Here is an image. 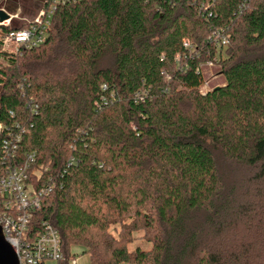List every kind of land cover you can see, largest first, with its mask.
<instances>
[{
    "label": "trees",
    "instance_id": "trees-1",
    "mask_svg": "<svg viewBox=\"0 0 264 264\" xmlns=\"http://www.w3.org/2000/svg\"><path fill=\"white\" fill-rule=\"evenodd\" d=\"M225 28L226 56L207 43ZM208 61L225 84L201 93ZM0 123L25 127L20 156L58 184L31 225L58 231L56 264L77 247L90 264H264V0L61 7L43 45L9 56L0 42ZM138 232L150 250H129Z\"/></svg>",
    "mask_w": 264,
    "mask_h": 264
},
{
    "label": "built area",
    "instance_id": "built-area-1",
    "mask_svg": "<svg viewBox=\"0 0 264 264\" xmlns=\"http://www.w3.org/2000/svg\"><path fill=\"white\" fill-rule=\"evenodd\" d=\"M82 1L85 0H44L36 16L26 21L23 29L12 31L0 38L2 51L9 56H18L26 50L43 45L49 37L59 8ZM212 7L213 3L202 2L198 6L199 15L210 17ZM12 20H19V16L10 15V19L0 26L9 27ZM207 43L219 49H228L229 30L225 28L212 31ZM183 47L191 56H198L188 40L183 41ZM177 60L180 61V58L177 57ZM204 64L208 67L216 66L215 61ZM202 66L203 64L197 68V72L201 74ZM211 90L213 89L209 88L208 82H203L201 93ZM26 106L30 113H37L38 107L32 102H28ZM11 115L14 116L13 113ZM24 132L25 127L19 123L12 126L0 123V228L5 240L13 247L19 264L58 262L64 259L58 231L47 222L35 236L31 228L36 214L43 210L44 201L55 191L58 184L48 169L36 166V152L20 156L19 148ZM71 264H77V261L74 260Z\"/></svg>",
    "mask_w": 264,
    "mask_h": 264
},
{
    "label": "rangeland",
    "instance_id": "rangeland-1",
    "mask_svg": "<svg viewBox=\"0 0 264 264\" xmlns=\"http://www.w3.org/2000/svg\"><path fill=\"white\" fill-rule=\"evenodd\" d=\"M23 1V2H22ZM19 1L20 4V9L16 15L19 16V21L25 23L28 20H31L30 17L27 15H23V7L25 6H30L31 9L37 10L41 7V4L43 0H22ZM27 1L26 3H24ZM1 10V9H0ZM4 10V7H3ZM5 12L8 15L9 14L6 10ZM227 50H224V56H226ZM202 76H203V82H208L209 88H216L219 86H222L225 84V79L223 75L221 74V68L219 66H214V67H208L206 64H203L202 66ZM143 233L138 232L135 234V241L129 245V250H135L137 248H140L144 251H148L151 249V244H149L144 238H143ZM73 253L76 254V260L85 258V260H89L88 256L83 254V250L81 248H73ZM46 264H56L54 261H48Z\"/></svg>",
    "mask_w": 264,
    "mask_h": 264
},
{
    "label": "water",
    "instance_id": "water-1",
    "mask_svg": "<svg viewBox=\"0 0 264 264\" xmlns=\"http://www.w3.org/2000/svg\"><path fill=\"white\" fill-rule=\"evenodd\" d=\"M10 15L5 11L0 10V24L9 20ZM217 87L215 89H219ZM0 264H19L17 255L13 247L5 240L2 230L0 228Z\"/></svg>",
    "mask_w": 264,
    "mask_h": 264
},
{
    "label": "crops",
    "instance_id": "crops-1",
    "mask_svg": "<svg viewBox=\"0 0 264 264\" xmlns=\"http://www.w3.org/2000/svg\"><path fill=\"white\" fill-rule=\"evenodd\" d=\"M88 258H89V256H88ZM77 264H90V258H89V260H85V258L78 259Z\"/></svg>",
    "mask_w": 264,
    "mask_h": 264
}]
</instances>
